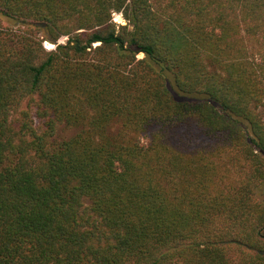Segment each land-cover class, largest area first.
Segmentation results:
<instances>
[{"label":"trees","instance_id":"16d2710c","mask_svg":"<svg viewBox=\"0 0 264 264\" xmlns=\"http://www.w3.org/2000/svg\"><path fill=\"white\" fill-rule=\"evenodd\" d=\"M0 264H264V0H0Z\"/></svg>","mask_w":264,"mask_h":264},{"label":"rangeland","instance_id":"374dc122","mask_svg":"<svg viewBox=\"0 0 264 264\" xmlns=\"http://www.w3.org/2000/svg\"><path fill=\"white\" fill-rule=\"evenodd\" d=\"M119 20L120 19H119L118 13H114L113 14V21L118 23V24H122ZM3 23L7 24V25H11V23L8 22L7 19H3ZM64 40H65V37H61L58 42H63ZM44 46L47 49L53 48V44L48 43V42H44ZM139 57H141V54L139 55ZM35 120H36L37 123L39 122V119L37 117H35ZM74 133H75V129H67V128H64V127H60L58 132H57V134H56V136L57 137H63V136L72 135Z\"/></svg>","mask_w":264,"mask_h":264},{"label":"built area","instance_id":"2783aa9c","mask_svg":"<svg viewBox=\"0 0 264 264\" xmlns=\"http://www.w3.org/2000/svg\"><path fill=\"white\" fill-rule=\"evenodd\" d=\"M118 16H119V21L123 24V23H125V21H124V19L122 18V16L120 15V14H118Z\"/></svg>","mask_w":264,"mask_h":264}]
</instances>
